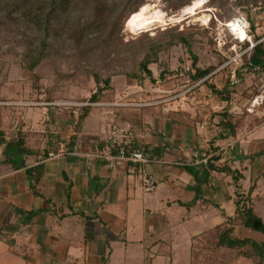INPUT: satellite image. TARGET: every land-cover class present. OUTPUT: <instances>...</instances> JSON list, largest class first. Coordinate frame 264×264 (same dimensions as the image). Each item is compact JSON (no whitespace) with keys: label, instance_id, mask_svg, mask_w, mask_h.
I'll list each match as a JSON object with an SVG mask.
<instances>
[{"label":"crops","instance_id":"0c3cea01","mask_svg":"<svg viewBox=\"0 0 264 264\" xmlns=\"http://www.w3.org/2000/svg\"><path fill=\"white\" fill-rule=\"evenodd\" d=\"M116 78H122L118 88ZM146 83L152 84L113 77V99L91 104L71 153L64 147L73 133L75 108L0 103L5 139L27 132L37 159L43 149L48 152L38 184L41 197H35L25 169L37 159L24 157L21 167L12 169L0 146V264H100L101 257L105 264H134L138 249L140 264H189L193 238L234 216L231 176L213 167L241 173V191L252 187L251 205L264 221V123L241 138L219 140L216 127L193 103L142 101L139 92ZM154 84L151 93L157 91ZM193 87L201 92L192 99L196 104L212 101L204 85ZM121 146L148 154L142 168L158 181L154 192H142L130 163L107 159ZM195 189V204L179 205L191 202ZM33 211L39 213L26 223L21 212ZM233 232L263 241L260 233L240 225Z\"/></svg>","mask_w":264,"mask_h":264},{"label":"rangeland","instance_id":"374dc122","mask_svg":"<svg viewBox=\"0 0 264 264\" xmlns=\"http://www.w3.org/2000/svg\"><path fill=\"white\" fill-rule=\"evenodd\" d=\"M91 1H93L92 4H90ZM96 1L102 0H72L67 16L59 21V33L53 35L50 32V37L53 39L51 48L53 50H50L49 58L45 59L36 69L38 82L35 80L37 82L35 88L32 87L31 82L22 77L20 67L23 55L28 48L33 47L32 35L26 37V34L23 33L24 28L18 22L20 17L17 14L11 11L13 17L9 18L7 14L10 11L9 8L3 14L2 10L0 11V16H7V18L0 17V83L2 87L5 86L3 98L7 102L31 103V105H27L28 107H24L31 109L36 108V103L42 106L43 104H60L65 108L67 106H71L70 108L91 106L86 101L90 93L95 91V84L91 77L93 72L103 78L110 77L114 73L133 74L136 75L137 82L142 81L144 77L138 68L142 53L151 45L160 44L154 48H163L165 41L161 38L164 32L169 30L186 31L187 38L191 41L190 51L187 52V49L181 45L167 47L159 51L157 53L159 64L149 66L158 83L155 88L157 91L151 93L150 90L154 89L153 85L155 86V84L146 83L145 87L140 86L144 88L139 94L143 95L142 101L148 97V101H161L163 104L172 102L175 106H177V102H180V99L186 104L193 103L191 107L198 108L202 115L206 116L205 119L210 125H213L210 118L220 112L225 104H222L210 92L211 102L196 104L197 100L192 101L196 94L201 93L197 87H193L195 84L191 85L186 76L193 57L199 68H212L209 82L215 88L222 89L227 76L230 77L232 70L236 67L232 63L228 64V61L243 50V48L237 47H235V51L230 49L233 44H236V41L230 37L227 42L229 45L226 52L228 53L223 56L226 61L222 63L218 58L217 42L219 43L222 37H226L223 25L228 22L226 21L227 15L230 16L229 18H234V16L242 14L246 15L248 19H256V22L259 20L260 27L255 31L251 30L256 38H264V24H262L264 19H259L264 17V0H250L247 5L242 7L235 5L236 0H224L226 6L220 9L216 8L217 4L214 5L212 0H202L203 6L196 11V15L193 17L182 14L181 10L186 6L172 10L170 7L176 4V0H146L143 5H149L151 9L172 17V21H168V17H166L164 24H154L141 33L132 34L125 28V16L119 15V13L118 15L109 14V16L105 14V18L108 17L107 26L99 30L100 33L94 28L90 29L91 32L84 40L90 42L83 43L78 47L71 37V31L76 29V24L84 26L87 23L89 25L94 20V9L92 8ZM121 1L103 0L107 6L109 4L119 6ZM110 32L112 33L110 42L113 43V49L109 50L104 37L107 40ZM219 44V46L222 45L221 42ZM160 71L164 72V77L158 80ZM240 74L241 79H237L236 85L227 87L229 88L227 91H230L228 111L233 120L243 119L240 127L236 129L239 138L264 123V118L260 119L264 115V100L262 102L258 100L256 105L252 103L263 90L264 78L252 73L241 72ZM120 82H122V78L115 79L117 88ZM39 88L41 92L45 88L51 92L54 90V103L36 101L37 98H41L37 93ZM203 89L206 90V87L204 86ZM19 107L23 108L21 105ZM211 241L210 236H205L194 243L192 252L195 264H252L249 259L241 257L236 251L215 250L211 246ZM139 256H141L140 249L137 250L134 264H140Z\"/></svg>","mask_w":264,"mask_h":264},{"label":"trees","instance_id":"16d2710c","mask_svg":"<svg viewBox=\"0 0 264 264\" xmlns=\"http://www.w3.org/2000/svg\"><path fill=\"white\" fill-rule=\"evenodd\" d=\"M146 0H122L121 5L117 6L115 4H109L107 6L105 2L96 1L93 4L94 20L88 25L87 23L84 26H79L80 24H76V29L71 31V37L76 43L78 47L82 46L83 43H88L90 41H84L87 37L88 33L91 32L90 29L94 28L99 30L105 28L107 26V19L105 18V14L109 16L111 15H123L124 19L137 12V10L143 6ZM193 0H176V4L172 5L170 8L172 10H177L181 7L188 6L190 2ZM213 4L216 5V8L220 9L226 6L224 0H212ZM250 0H236L235 5L238 7H242L248 4ZM72 0H0V11L3 12L8 10V17L12 18L11 11L17 14L20 17L18 20L19 23L22 24L24 30L23 33L27 36H31V42L33 47L28 48L26 53L23 55L21 60V73L22 77L31 82L32 87L35 88L37 85L38 74L37 68L44 62L45 59L49 58L50 53L53 49V39L50 37V32L54 34L59 33V21L62 18H65L68 14V11L71 8ZM91 1L90 4H92ZM255 5V3H253ZM264 5V3H263ZM122 6L123 8H121ZM121 13V14H120ZM2 18H7V16H0ZM227 15V20H232L233 17L229 18ZM235 18V16H234ZM213 24V23H212ZM64 26V25H63ZM63 29L64 27H60ZM108 29V28H107ZM106 29V30H107ZM112 33L108 34L107 40L104 37L107 48L113 49L112 47ZM188 33L185 32H176L169 30L168 32H164L162 34V38L164 39L163 48L155 49V46L159 45H151L147 50L142 53V58L139 62L138 68L140 69V73L143 75L145 79H148L150 83H154L155 80L152 78L151 72L148 69L150 65H158L157 53L164 50L167 47H172L175 45H181L187 49V52L191 49V41L187 38ZM50 37V39H49ZM230 36L226 33L225 44L223 46V52L226 54L228 52V40ZM260 38L256 36L253 37V41H258ZM148 40H151L148 38ZM52 43H50V42ZM237 43V42H236ZM248 44L245 42L240 45L241 48H246ZM51 50V51H50ZM50 51V52H49ZM218 58L221 59V62H225V57L218 54ZM212 72V68H199L196 65V59L193 57L191 67L187 69L186 76L190 81L191 85L198 83V85H204L209 92L216 96L221 102L225 105L215 116L210 118V121L213 119H217L212 121L213 127H216L217 136L219 140H234L237 137L236 129L240 127L243 119L236 118L233 120V117L230 115L228 111L229 105V94L230 91H227L229 88L236 85L237 79H241V72L252 73L258 77L264 78V39L259 43L255 44L250 52L247 54H243L241 56V65L234 70V79L230 80V77L227 76L226 81L224 82L222 89L215 88L212 84H210V73ZM92 79L95 84V91L91 92L89 98L87 99V103H104L110 102L113 97L111 92L113 91L111 86V79L117 76H124L128 78H137L136 75L133 74H120L114 73L110 77H101L98 73L91 74ZM164 72L160 71L158 75V80L163 79ZM37 82H36V81ZM1 81V80H0ZM0 83V89H1ZM50 90L46 88L41 92L40 88L37 90L41 98H37L38 102H46V103H54V90L50 93ZM130 97L128 96L127 99ZM1 102H7L4 98H0ZM5 106L0 105V127H1V118L4 113ZM77 111V116L75 120V124L73 127V133L69 137L65 147V153H71L74 149L75 143L78 139V136L81 132L82 124L88 114L91 112L92 107L90 105L75 108ZM264 115L260 118L263 120ZM30 134L27 132H18L17 138L15 140H6L4 137V133L0 130V146L2 147V154L4 156V160L6 164L10 165L12 169H18L21 167L20 161L23 163L24 157L36 158L38 156V150L35 149V146L29 145L28 138ZM125 147V146H121ZM120 148V147H119ZM119 148L116 149V155L118 154ZM130 151H132L131 146L129 147ZM115 155V156H116ZM48 152L43 149L42 154L37 159V164L32 167H28L25 169V175L28 181L29 190L35 197H41L38 184L43 175V162L47 159ZM212 168V167H210ZM214 171L223 172L229 174L231 176L233 185L235 187L234 191V216L232 219H228L223 225L216 226L212 230L202 233L198 237L193 238V243L190 248V260L189 264H195V258L192 252L193 245L201 238L205 236H210L211 246L215 250H228V251H236L238 255L243 258L249 259L252 264H264V221L257 215V213L253 210L251 205L250 194L252 191V187L249 188L248 192L244 194L241 191L240 180L242 179V175L239 171L226 168V166L222 168L213 167ZM193 177L196 179V174H193ZM195 191L194 199L187 203L179 205L190 208L192 207L196 200H198L197 189ZM39 212H21L22 215L25 216V222L28 223L30 220L36 216ZM240 225L247 229H252L255 232L260 233L263 236V241L257 242L255 240L240 237L234 235L233 226ZM100 264H105V259L101 257L99 259Z\"/></svg>","mask_w":264,"mask_h":264},{"label":"built area","instance_id":"2783aa9c","mask_svg":"<svg viewBox=\"0 0 264 264\" xmlns=\"http://www.w3.org/2000/svg\"><path fill=\"white\" fill-rule=\"evenodd\" d=\"M264 19V17L259 18ZM256 19H248L246 15H238L237 17L233 18L232 20L228 21L227 23H224L223 27L226 30V33L230 35V37L236 41V44H233L230 49L235 51V47L240 49V45L244 44L245 42L248 44L246 48H244L242 51H240L239 54H235L233 58H231L228 61V64L232 63L236 67L232 70L231 75H230V80L234 79V70L241 65V56L243 54H247L250 52L251 48L262 41L263 39L261 38L258 41H253V33L252 30L255 31L257 30L258 27H260V22L259 20ZM264 24V23H262ZM255 28V29H254ZM252 29V30H251ZM242 34V38L238 37L239 34ZM225 37H222V40H219V43L221 42L222 45L219 46L220 44L217 42V48L216 51L221 55L225 56V53L223 52V46L225 44L224 41ZM259 101L264 100V87L261 92V94L252 101L254 105H256ZM108 160L113 159L114 161H126L132 165V168L130 169V172L132 175L136 176V178L139 180L141 184V189L142 192L145 194L152 193L156 190L158 187V181L153 177L148 175L147 173L144 172L143 170V165L149 162V156L146 152H144L142 149L140 150H128L126 147H120L118 150V154L114 157H107ZM201 162V161H200ZM202 163H205V161H202ZM107 167H110V164L108 163L106 165Z\"/></svg>","mask_w":264,"mask_h":264},{"label":"bare ground","instance_id":"6f19581e","mask_svg":"<svg viewBox=\"0 0 264 264\" xmlns=\"http://www.w3.org/2000/svg\"><path fill=\"white\" fill-rule=\"evenodd\" d=\"M203 4L202 0H195L190 5L182 8V14L193 17ZM166 17H168V21H172V17L166 16L158 10L151 9L149 5H143L137 12L127 18L125 28L132 34L141 33L154 24H164ZM238 37L242 38L243 36L240 33Z\"/></svg>","mask_w":264,"mask_h":264}]
</instances>
